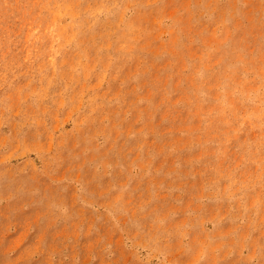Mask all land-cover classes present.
Instances as JSON below:
<instances>
[{"label":"rangeland","instance_id":"obj_1","mask_svg":"<svg viewBox=\"0 0 264 264\" xmlns=\"http://www.w3.org/2000/svg\"><path fill=\"white\" fill-rule=\"evenodd\" d=\"M0 264H264V0H0Z\"/></svg>","mask_w":264,"mask_h":264}]
</instances>
